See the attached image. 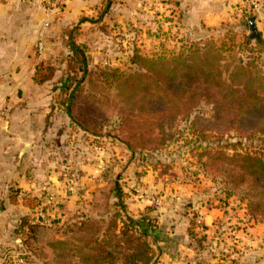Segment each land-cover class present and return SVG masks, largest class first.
<instances>
[{"label":"rangeland","instance_id":"374dc122","mask_svg":"<svg viewBox=\"0 0 264 264\" xmlns=\"http://www.w3.org/2000/svg\"><path fill=\"white\" fill-rule=\"evenodd\" d=\"M78 1L89 4L76 11V17L64 19L56 32L52 31L56 23L53 18H65L62 15L65 6L61 12L48 16V0H41L46 20L42 22L41 35L29 51L30 86L24 89L18 87L21 83L14 81L0 83V89L11 94L8 99H2V109L8 108L7 104L19 102L24 98V92L34 88H40L46 94L58 90L52 101L43 106L48 112L43 113L46 121L42 124L46 125L47 131L57 108L58 114L67 115L69 119L59 134L66 144L57 139L56 153L57 148H66L61 150L63 154L52 155L62 158L56 162L59 180L55 190L49 191L45 184L37 189L17 186L10 189V201L15 206L7 212L9 221L4 217L0 219V264H45L31 251L29 239L36 238L49 244L72 238L70 226L87 216L100 217L98 209L93 207V197L98 189L111 182H116L121 191L120 198L113 194L109 200L111 214L117 213L122 219H147L152 227L143 223L142 228L161 230L163 234L175 231L178 219L186 222L187 230L182 229L189 237V243L179 249L185 264H264V223L261 218H253L248 213L247 188L232 189L222 176L214 173L215 166L204 165L207 159L201 157L203 148L211 142L218 145L210 127L192 123L193 117L179 119L166 127L171 136L166 147L159 151L137 149L132 152L123 141L119 111L98 136L82 130L67 113L69 87L82 77L83 69L82 57L70 50L71 40L86 54L89 70L120 68L134 72L136 66L131 64V58L135 50L147 58L171 59L182 52L187 53L190 45L197 43L200 47H214L230 69L243 60L264 79V0L232 1V10L223 6L224 19L215 27L202 26L200 33L192 29L187 32L175 29L183 23L179 0ZM2 2L5 1L0 0ZM252 17L256 18L262 36L260 40L249 38ZM81 20L87 21L80 24ZM70 33L72 39H69ZM40 42L45 45L41 52ZM65 76H68V84L61 88L59 84ZM109 93L113 104H118L120 98L114 99L116 90L111 88ZM25 106H33V101L27 99ZM196 114L210 120L213 106L202 104ZM200 131L205 134L203 139L199 137ZM233 136L224 137L221 143L235 142ZM243 146V151L264 155V137L243 141ZM130 165H133L131 172L135 180L150 186L151 191L144 194L150 201L146 206L132 207L126 203L128 196L141 195L135 187L129 191L123 189L121 177ZM145 173L152 176V183L141 181ZM168 193L170 199L166 197ZM169 206L176 207L168 213L165 210ZM201 206L219 210L212 227L206 226ZM150 235L155 252L152 264H159L162 245ZM42 256L46 258L47 253L42 251Z\"/></svg>","mask_w":264,"mask_h":264},{"label":"trees","instance_id":"16d2710c","mask_svg":"<svg viewBox=\"0 0 264 264\" xmlns=\"http://www.w3.org/2000/svg\"><path fill=\"white\" fill-rule=\"evenodd\" d=\"M69 47L83 59L82 77L67 94V113L74 124L98 136L119 111L124 144L132 152L159 151L171 139L166 127L193 117L192 123L210 127L218 142L203 148L204 165L215 166L214 173L232 189L247 188L248 213L264 223V155L243 151V141L264 137V79L254 68L239 60L230 69L214 47L195 43L187 53L171 59L147 58L135 50L131 58L134 72L89 70L81 48L72 40ZM111 88L117 93L114 99L120 98L118 104L112 102ZM202 104L213 106L210 120L196 114ZM232 134L235 142L221 143ZM113 194L121 197L116 182L95 192L93 207L100 217L87 216L70 226L72 238L49 244L29 239L33 254L45 264H152L155 252L150 231L141 227L147 223L151 228L150 222L111 214Z\"/></svg>","mask_w":264,"mask_h":264},{"label":"crops","instance_id":"0c3cea01","mask_svg":"<svg viewBox=\"0 0 264 264\" xmlns=\"http://www.w3.org/2000/svg\"><path fill=\"white\" fill-rule=\"evenodd\" d=\"M4 1L0 3V83L14 81L18 84L21 83V86L18 87L25 89L26 86H30L31 81V76L27 71L31 65L29 51L42 33V22L46 20V15L42 10L41 0ZM179 1L181 2L179 7L182 8L183 23L175 29L182 32L192 29L194 32L199 33L204 25L207 27L217 26L224 19V8L232 10V1L238 2V0ZM88 4L89 2H79L78 0L68 1L62 14L65 18L61 16L53 18V22L56 21V23L52 31L56 30L57 32L64 19L76 17L75 12ZM153 29L157 32L156 26H153ZM171 31H174V29L171 28ZM162 41L164 42L165 39ZM57 91L53 94L49 92L46 94L40 88H34L33 91L24 92V98L19 99V102H14L12 105L6 102L8 108L2 109L0 107V210H2L0 219L4 217L5 221H9V218L6 219L7 212L13 210L12 206H15L11 203L9 197L11 187L17 186V188L27 190L37 189L45 184L49 186V191L56 188L59 180L56 164L62 158L52 155H55V147H58L57 139L65 143L64 138H61L59 134L69 119L67 115L58 114L59 108H57L55 115L50 120L52 122L47 131L45 130L46 125H43L42 121H46L43 119V113L48 112L47 108L43 109V106L52 101L58 93ZM10 96L8 90L0 89V105L3 104L2 99L6 100ZM11 98L14 99L15 96ZM27 99L33 101V106H25ZM60 112L62 113V111ZM65 148H57L58 153L56 154H63L61 150L64 151ZM132 166L130 165L127 171L122 174L121 183L124 191H129V189L135 187L141 195L138 197L128 196L126 203L132 207L146 206L150 201L144 194L148 195L151 191L149 190L150 186L142 185L141 182L138 183L135 180L131 172ZM151 177L145 173L141 181L152 183ZM140 197H143V200L140 201ZM166 197L170 199L169 193ZM174 207L176 206L167 208L165 211L170 213ZM201 208V213L205 214L206 226L212 227V222L215 216L218 215L219 210L202 206ZM176 225L175 231L171 230L169 234H163L161 230L150 231L153 237L160 241L158 244L162 245L160 248L161 262L159 264H185V258L179 249L184 248L189 243V237L183 231L184 227L187 230V224L185 221L178 219Z\"/></svg>","mask_w":264,"mask_h":264},{"label":"built area","instance_id":"2783aa9c","mask_svg":"<svg viewBox=\"0 0 264 264\" xmlns=\"http://www.w3.org/2000/svg\"><path fill=\"white\" fill-rule=\"evenodd\" d=\"M70 0H48L46 4V13L48 16H52L58 12H61V10L64 8L65 4ZM48 26V24H47ZM45 45L43 42H40L39 44V51L41 52L44 50ZM66 84H68V77H65V79L59 84V86L62 88ZM96 150H99L98 147H96ZM21 263H23V260H21Z\"/></svg>","mask_w":264,"mask_h":264},{"label":"water","instance_id":"95a60500","mask_svg":"<svg viewBox=\"0 0 264 264\" xmlns=\"http://www.w3.org/2000/svg\"><path fill=\"white\" fill-rule=\"evenodd\" d=\"M249 24H250V31H251L249 38L251 40H254V39L260 40L262 36H261V33L258 31L256 18L255 17L250 18Z\"/></svg>","mask_w":264,"mask_h":264}]
</instances>
